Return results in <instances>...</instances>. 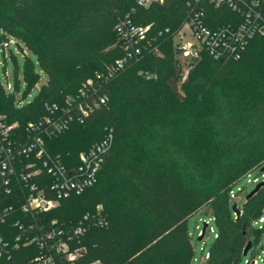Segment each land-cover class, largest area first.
Returning <instances> with one entry per match:
<instances>
[{
	"label": "trees",
	"instance_id": "1",
	"mask_svg": "<svg viewBox=\"0 0 264 264\" xmlns=\"http://www.w3.org/2000/svg\"><path fill=\"white\" fill-rule=\"evenodd\" d=\"M186 2L144 7L137 0H0V42L18 38L46 74L38 94L25 103L0 81V114L19 123L15 135L21 138L28 136V122L48 113L46 104L74 107L66 103L69 96L77 97L87 79L114 69L126 51L116 27L121 20L150 25L137 44L141 52L111 77L96 79L106 102L44 136L49 153L72 168L81 151L112 129L96 183L48 211L27 213L24 182L13 177L7 192L0 177V213L7 209L0 218L6 242L0 264H33L42 247L31 238L40 227L61 228L68 239L80 222L85 233L69 240L84 248L80 263L193 264L188 219L203 207L217 227L204 264H239L252 235V248L257 245L263 231L252 223L264 211V186L240 204L238 218L229 192L264 165V35H254L237 58L214 57L204 48L199 58L184 61L175 35L187 19ZM205 9L212 28L242 19L226 4L206 1ZM24 78L28 86L40 79L28 58ZM185 129L188 141L181 140Z\"/></svg>",
	"mask_w": 264,
	"mask_h": 264
},
{
	"label": "built area",
	"instance_id": "2",
	"mask_svg": "<svg viewBox=\"0 0 264 264\" xmlns=\"http://www.w3.org/2000/svg\"><path fill=\"white\" fill-rule=\"evenodd\" d=\"M163 1L137 0V3L148 7L153 2L162 3ZM206 1L215 7L223 4L229 5L242 15V19L234 26L212 28L206 20ZM186 11L187 19L175 35L180 57L184 61L199 58L204 48L214 57L237 58L254 35H264V0H187ZM116 27L125 41V54L116 60L114 69L108 75L98 74L95 79H87L77 97L67 98V105L74 104V107H62L61 109L56 105L50 107L46 104L48 113L36 121L27 123L28 136L24 138L15 135L19 123L9 122L5 115L0 114V177L3 178L7 192L11 190L9 186L13 177H18L24 182L28 193L22 203V209L27 213L48 211L56 207L60 199L74 193L80 194L97 181L98 173L106 162L113 143L112 129L102 140L93 144L89 149L81 151L79 165L72 168L65 166L59 155L54 156L49 153L44 136L66 129L71 122L77 118L84 119L100 104L105 103L108 95L98 93L96 79L104 81V77H111L114 70L122 69L129 59L141 52L137 44L146 37L150 25H135L127 18L121 20ZM10 42L9 40L2 44L4 51ZM9 88L10 84L7 83L5 89L9 90ZM60 110L62 113H59ZM263 166L256 167L261 177L252 178L251 173L254 170L252 169L241 178L247 177L249 183L263 181ZM49 176L52 180L48 179ZM235 184L230 189L229 195L231 202L236 201L239 206L243 188H239L236 192ZM100 209L101 207L98 206V210ZM6 214L7 209L0 213V218L4 220ZM85 220H88V215L85 216ZM99 222L105 223V219L99 216ZM262 223H264L263 214L254 220L252 225ZM258 228L264 232V225ZM86 229V223L80 222L69 233L68 239H64L62 238L64 232L61 228L49 230L40 227L31 238L33 241H38L42 247V252L35 258L33 264H100L99 261L80 263L84 248L72 247L70 244L69 240L81 236ZM210 229L212 230V227ZM5 249L6 242L0 236V255ZM259 261L260 264H264V247ZM256 263L258 259H247L244 262V264Z\"/></svg>",
	"mask_w": 264,
	"mask_h": 264
},
{
	"label": "rangeland",
	"instance_id": "3",
	"mask_svg": "<svg viewBox=\"0 0 264 264\" xmlns=\"http://www.w3.org/2000/svg\"><path fill=\"white\" fill-rule=\"evenodd\" d=\"M0 31V36H1ZM9 40L11 41L9 46L5 48L2 46L3 42H0V81L4 87H7V83L10 84L9 91L14 92L17 100H22L24 103L32 100L39 91V87L46 80V74L39 65L37 56L29 49L24 43H22L18 38L10 36ZM35 66L36 71L40 74V79L36 84H31L28 86L24 78V69L26 59ZM188 70L187 67L184 68L183 77L186 76ZM187 131V132H186ZM190 137L192 133L189 132ZM177 136V135H175ZM188 129H185L184 137H181V140L188 141ZM180 139V138H178ZM252 178L259 176L261 174L258 168H255L252 171ZM262 179V178H260ZM258 182H248L247 177L241 178L234 186V190L237 192L239 188H243L242 194L239 199V203H243L247 195L256 187ZM240 208V205H239ZM264 215V211H263ZM204 222H207L206 234L202 239H198L200 233L203 229ZM264 225V223L254 227L258 228ZM188 226L190 235L193 241L194 247V260L193 264H204L207 252L210 249L211 244L214 242L217 227L214 221L212 213L208 210V207H203L199 211L192 214L188 219ZM212 227V230L210 229ZM256 239L252 235L251 240ZM258 243L246 255H243L240 263L244 264L247 259H258L262 255L263 245H264V232L258 236Z\"/></svg>",
	"mask_w": 264,
	"mask_h": 264
},
{
	"label": "water",
	"instance_id": "4",
	"mask_svg": "<svg viewBox=\"0 0 264 264\" xmlns=\"http://www.w3.org/2000/svg\"><path fill=\"white\" fill-rule=\"evenodd\" d=\"M262 169H264V166L262 167ZM262 186H264V180L263 181H260V182H258L257 183V185H256V187L247 195V197H246V199H249L251 196H253L256 192H258V190L262 187ZM231 208H232V210H233V212L236 214V218H238L239 216H240V213H241V209L239 208V206L237 205V202L236 201H234L233 203H232V206H231ZM207 225H208V223L207 222H204V224H203V229H202V231H201V233H200V236H199V240L200 239H202V237H203V234H204V232L206 231V229H207ZM252 248V240H249L248 242H247V244H246V246L244 247V249H243V255H246L248 252H249V250Z\"/></svg>",
	"mask_w": 264,
	"mask_h": 264
}]
</instances>
